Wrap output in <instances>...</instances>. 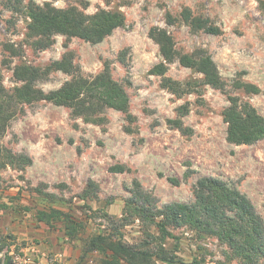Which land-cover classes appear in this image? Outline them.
<instances>
[{
	"label": "rangeland",
	"instance_id": "obj_1",
	"mask_svg": "<svg viewBox=\"0 0 264 264\" xmlns=\"http://www.w3.org/2000/svg\"><path fill=\"white\" fill-rule=\"evenodd\" d=\"M46 2L58 8L74 5L86 13L118 10L125 23L97 43L56 34L49 46L40 48L38 37L28 34L26 10ZM167 15L173 17L172 24ZM197 18L219 33L197 26ZM152 26L167 30L179 54L206 50L223 86L201 84L202 74L177 58L165 61L149 36ZM63 57L72 64L70 72L51 67ZM159 62L167 67L163 76L150 73ZM22 64L39 69L34 84L44 91L71 78H91L107 66L129 96L131 117L105 108L92 122L70 107L45 100L22 105L0 135V149L26 154L32 162L24 169L0 166V195L8 205L0 209V264H100L99 253L83 255L81 240L39 223L34 211L51 205L76 217L91 216L88 228L107 230L111 224L102 211L119 217L137 187L157 206L191 202L200 176L220 178L245 194L264 222V139L230 143L222 116L229 96L249 101L264 115V0H0V82L7 91L22 83L13 75L14 67ZM163 77L196 82L195 91L172 93L163 87ZM237 82L253 83L259 92L247 93ZM185 103L189 112L183 123L192 128L190 135L167 123ZM112 165L124 170L112 172ZM89 180L96 195L84 200L79 196ZM43 192L55 194L54 202ZM138 225L135 221L122 228L124 241L140 244ZM172 232L178 239H168L166 246L175 248L179 261L174 264H190L193 256L203 264H237L236 259L226 260L227 246L214 236L200 239L185 225Z\"/></svg>",
	"mask_w": 264,
	"mask_h": 264
},
{
	"label": "trees",
	"instance_id": "obj_2",
	"mask_svg": "<svg viewBox=\"0 0 264 264\" xmlns=\"http://www.w3.org/2000/svg\"><path fill=\"white\" fill-rule=\"evenodd\" d=\"M26 14L29 18L28 34L38 37L36 44L40 48L49 46L52 43L51 37L56 34L97 43L125 23L124 14L118 10L100 8L93 13H86L74 5L58 8L48 2L43 6L30 4ZM196 20L199 21L197 26H203L205 31L219 33L216 26L202 24L200 18ZM166 21L172 24L174 19L167 15ZM149 36L159 45L165 61L177 58L181 65L202 74L201 84L217 88L223 86L217 66L206 50L177 53L173 49L172 36L159 26L150 27ZM6 48L15 50L12 45H7ZM51 67L70 72L72 64L63 57L54 61ZM166 69L165 63L159 62L150 69V73L163 76ZM13 75L22 83L11 92L0 82V135L9 121L20 112L22 105L39 100L70 107L73 114L82 116L85 121H98L100 118L97 119L96 114L105 108L127 113V117H131L128 113L129 96L124 87L112 78L107 66L91 78H71L58 88L48 91L35 86L40 71L33 65H16ZM195 83L162 78L163 87L177 95L195 91ZM236 87L243 88L247 93L259 92V87L249 82H237ZM188 112V103L179 105L176 117L168 118L167 123L182 134H192V128L183 123V117ZM222 116L227 124L226 139L230 143L253 144L264 139V115L249 101L229 96V104L223 109ZM0 158V166L9 164L17 169H24L32 162L30 156L16 155L7 149H0ZM109 170L122 172L124 166L112 165ZM170 181L179 184L175 178H170ZM95 191V185L89 180L79 197L84 200L92 198L96 195ZM42 195L51 199L50 202H54L56 198L55 194L49 192H43ZM7 207L0 195V209ZM101 215L111 224L107 230L100 227L88 228V217L91 216L86 219L76 217L70 211L51 205L34 211V218L39 223L51 229L62 230L70 240H81L83 255L89 252L99 253L100 264H174L179 258L175 254V248L166 246L167 240L178 239L172 228L184 225L191 228L200 239L214 236L221 244L226 245V260L236 259L237 264H264L262 217L245 194L217 177H198L194 184V200L191 202L172 201L157 206L149 193L137 187L124 201L119 217L105 211ZM135 221H138L139 231L143 236L138 245L124 241L122 232V228ZM3 247L1 243L0 250ZM8 259L11 258L7 257ZM202 262V259L193 256L190 264H203Z\"/></svg>",
	"mask_w": 264,
	"mask_h": 264
}]
</instances>
